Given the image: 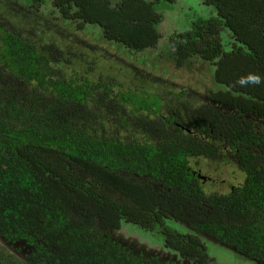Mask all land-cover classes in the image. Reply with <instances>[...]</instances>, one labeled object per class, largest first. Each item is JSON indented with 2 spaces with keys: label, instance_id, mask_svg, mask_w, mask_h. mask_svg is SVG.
<instances>
[{
  "label": "trees",
  "instance_id": "obj_1",
  "mask_svg": "<svg viewBox=\"0 0 264 264\" xmlns=\"http://www.w3.org/2000/svg\"><path fill=\"white\" fill-rule=\"evenodd\" d=\"M164 4L187 11L166 35ZM51 9L74 24L72 50L39 45L13 18L26 11L0 0V264H212L206 243L264 264V0H52ZM87 25L101 29L106 46L91 47L101 57L164 42L177 68L203 65L210 86L158 81L153 104L134 107L111 76L69 74L85 65L75 32ZM197 170L212 182L199 185ZM158 184L175 195L154 196ZM18 242L23 259L5 246Z\"/></svg>",
  "mask_w": 264,
  "mask_h": 264
},
{
  "label": "rangeland",
  "instance_id": "obj_2",
  "mask_svg": "<svg viewBox=\"0 0 264 264\" xmlns=\"http://www.w3.org/2000/svg\"><path fill=\"white\" fill-rule=\"evenodd\" d=\"M17 7L22 8L26 11L25 15H16L15 20L20 26V30L25 31L29 35V38H35L34 40L39 44H45L46 46L53 45L55 48H60L65 41L66 48L72 50V44L68 43V39L73 37L72 32L74 29V24L65 21L60 17V15L53 11L52 0H43L44 6L36 4L37 0H34L35 4L31 3V0H14ZM181 1V0H180ZM183 2V1H182ZM184 3V2H183ZM30 4L32 6H26ZM48 4V5H47ZM188 4V3H187ZM189 5V4H188ZM51 8H50V7ZM190 6V5H189ZM162 11H165V23L159 29L160 33L166 35L170 32L180 30L186 22V16L184 8L162 5ZM199 15H209L210 10L208 9H196ZM9 20V17H5ZM46 25L53 26V33H47ZM2 26V24H1ZM84 32H75V35L84 40L87 43L85 46V54L83 60L85 65H77L75 62L72 63L71 73L75 70L79 72L77 74L80 77L89 78L90 81H105L108 76L112 77L113 84H115V90L132 96L131 102L138 106H145L153 104L152 99L141 98V96H136L134 93H146L148 95H160L164 92L162 87L155 85V82H151V85H145L140 83L136 78L142 76L145 79H151L153 77H158L160 81L165 79L168 85H177L182 88H197L203 84L207 83L210 86V81H208V76L206 74V69L199 62H191L182 68H177L175 63L169 56V51L165 47L164 42H161L156 49L147 50L142 55L135 57H128L126 52H115L112 51L111 57H101L95 50L91 47L102 48L106 45L104 44V39L101 34V29L95 27L94 25H87ZM95 28V29H91ZM74 38L70 39L73 40ZM81 47V45H77ZM74 53L73 51H71ZM69 56V55H68ZM145 59V63L143 60ZM101 64H104L103 67ZM130 65V66H129ZM125 67H130L132 70L128 72ZM147 86V88H146ZM143 101L147 104L143 105ZM140 105V106H139ZM132 112H129L131 114ZM228 169L225 166H221L217 174L223 178ZM230 172V170H229ZM236 173V170L233 172ZM177 232H184L179 225H172ZM171 228V229H172ZM173 228V229H174ZM154 244L161 247L163 245V239L157 237L153 240ZM0 245L4 247V243L0 238ZM8 251L15 253L21 259L25 258L28 254V250L24 247L23 242H18L13 246L5 245ZM206 250L210 257L213 259L212 264H256L252 260L244 258L239 254L233 253L229 248H224L216 243H206ZM18 249V251H16ZM250 262V263H249ZM190 264V263H189Z\"/></svg>",
  "mask_w": 264,
  "mask_h": 264
},
{
  "label": "flooded vegetation",
  "instance_id": "obj_3",
  "mask_svg": "<svg viewBox=\"0 0 264 264\" xmlns=\"http://www.w3.org/2000/svg\"><path fill=\"white\" fill-rule=\"evenodd\" d=\"M165 107H166V104H163ZM177 127H180V125H176ZM146 143V142H145ZM151 157V156H150ZM132 159H135L134 157H132ZM190 159H202V158H199V157H191ZM207 159V158H206ZM233 161V160H232ZM239 161H241V159H235V161H233V162H235L236 163V165H238V163L237 162H239ZM236 170V169H235ZM192 174L194 175V176H197V174H200L199 175V178H198V182H199V185H207L208 183H210V182H212V179L211 178H209L206 174H203L202 173V171L201 170H197V171H192ZM232 183H233V181H232ZM154 186V191H155V193H154V196H156V195H159V196H162L163 194L165 195V196H174L175 195V193L174 192H172L171 190H167L166 192L165 191H163V186L162 185H159L158 184V187L156 186V185H153ZM160 189H162V190H160ZM235 189V186L233 185L232 186V190H234ZM163 192V193H162ZM177 196V195H176ZM182 198H183V196H182ZM153 201V204H154V206L155 207H160V208H164V210L165 209H167V208H169V205L170 204H162L161 203V201H162V199H158V198H155L154 200H152ZM179 204H181V202L179 203ZM184 208H181L180 206H179V210H183ZM184 226L185 225H187V224H183ZM186 227H188V228H190V226H186ZM132 238H130V240H131ZM137 247H139V248H141V247H145L147 244L146 243H143V244H141V245H139V244H135ZM152 249H155L157 252H158V246H156L155 248H152ZM231 250V249H230ZM232 251H233V253H236V254H239L235 249L233 250L232 249ZM240 255V254H239ZM158 256H159V258H158V260H167L168 258H167V255H166V253H165V251H164V249L162 248V249H160V251H159V253H158ZM240 256H242V257H244V258H247L248 259V257L246 256V255H240ZM250 263V262H249ZM185 264H187V263H185ZM189 264V263H188ZM191 264V263H190ZM250 264H252V263H250Z\"/></svg>",
  "mask_w": 264,
  "mask_h": 264
},
{
  "label": "clouds",
  "instance_id": "obj_4",
  "mask_svg": "<svg viewBox=\"0 0 264 264\" xmlns=\"http://www.w3.org/2000/svg\"><path fill=\"white\" fill-rule=\"evenodd\" d=\"M150 80H151L152 82H155V83L158 82V81H160V79H159L158 77H153V78H151ZM162 82H166L165 79H163ZM155 96H156V95H149V98H148V99H150V98H154Z\"/></svg>",
  "mask_w": 264,
  "mask_h": 264
}]
</instances>
